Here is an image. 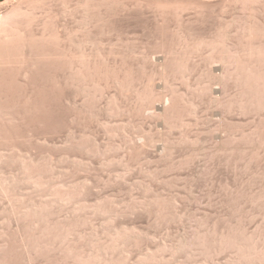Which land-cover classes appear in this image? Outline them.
<instances>
[{"label": "rangeland", "instance_id": "374dc122", "mask_svg": "<svg viewBox=\"0 0 264 264\" xmlns=\"http://www.w3.org/2000/svg\"><path fill=\"white\" fill-rule=\"evenodd\" d=\"M6 1L7 0H0V4ZM128 1L130 2L131 0H125V4L129 5L128 8L126 5V11H128L129 13L123 11L125 7L123 8L121 6L120 10L123 8L122 11L124 13L120 11L116 15H113V17L115 16L114 18H116V16L119 14L120 16L118 19H123L124 17V19L120 21L117 18L114 20H117L116 23H119L116 25L122 26L124 24L123 26H126V28L115 26L114 20L110 21L111 23L114 22L111 27H118V30L116 33H114L116 31V28L113 27L115 28L113 29L115 30L113 31V33L110 34V32H112L110 31L103 36V39L105 37L104 42L107 41L106 45H111L110 43H108V40L110 41L111 39H109L108 36L106 37V35H109L110 38L111 36L112 38L115 37V39L112 40H115L113 42H116L120 30L126 31L128 29L127 37H129L130 34L131 37L129 38L131 39L130 41L133 40L132 43L128 40L129 38H127L125 34L124 39L127 40L125 41L124 39H122L123 35L120 38V35L117 41L118 43L116 44L120 43L121 45V42L123 41L122 44H124L123 46H125V44H128L125 43L127 41L132 45L133 42H139L140 47V45L144 44V42L149 41V30L152 29L153 33H157L159 29L158 25H160L161 21H163L164 19L166 20L170 17L169 15H166L167 13H163L166 15H163V19V17H161V11H159V9L157 10L158 7H155L156 5H153V0L151 1V5L153 6L150 5V0H148L149 2H147L148 6L150 7L147 8L148 11L146 10V7H148L146 5V0H144V4L139 3L138 5H135L134 2L138 3L141 2V0H132V5L131 2L129 3ZM190 1L191 0H187V2ZM141 5L143 6V8L146 6L145 9H141H143L147 14L144 13V15H142L143 11H139ZM55 7L57 8V6ZM131 8L132 10L129 11V9ZM133 9H135L136 11ZM156 10L159 12L156 13ZM187 10L188 9H186L187 13L185 12V10L182 11V15L183 13L185 15L184 17L181 15L184 18V21L182 22L183 27L185 25L184 22H186V19L188 20L191 17H193L191 19H194L195 12L192 11V9L190 12ZM236 12L237 11L230 12V14L228 13V16L231 15L233 17V14H235ZM189 13L191 17H188ZM127 14H130V17H127ZM157 14L161 15L158 17ZM136 15H138V17ZM225 15H227V13ZM133 16H135L134 19H132ZM147 16L150 18H148ZM70 17L73 20L72 17L75 16H69L68 18ZM229 17L226 16L225 18L230 19ZM61 18L62 20L64 19L65 22L69 21L68 18V20H66V18H63L62 16ZM127 18H130V20H132V23L130 22L131 24L129 23ZM159 18L161 21L159 20ZM143 19H147V21ZM156 19L159 20L160 23ZM72 20L71 25H73L74 21L77 22L76 18L73 21ZM171 21H173L172 18ZM175 21L177 23H173L174 21L171 23L166 21L167 23H169V26L172 30L175 24H179L177 19ZM121 22L125 23L122 24ZM133 22H135V24ZM145 22L149 23L150 25L148 26L147 23L145 24ZM166 22L164 23V25L166 24L167 26ZM76 25L77 23L73 26ZM161 25L160 30L162 29ZM147 26L148 28L150 27L149 30L148 28H146ZM166 26L164 27L166 28ZM180 26L181 24L177 26V28L179 29ZM175 27L173 30L174 35L176 32ZM182 28L179 29V32L177 29V32L179 34L181 33V30H183ZM172 30L170 35V31L168 32L166 30L168 32V34H166L167 36L164 34V31H158L163 34L161 36L160 33H157L161 37V40L158 39V43H160L159 40L162 41L160 46L159 44L158 46L155 45L157 42H154V39L156 41V38H154L153 40L150 39V41L152 40V42H154L151 43L152 45L154 44V46L150 45V43L147 42L149 45L147 49H144V51L139 49V47L135 44V46H137L135 47V49L138 48L137 50L139 52V54H137L141 55L140 57H138L137 55V57L144 60L145 58L146 60L147 58L150 59L149 57H146L148 56L146 54V51L151 52L154 48L156 49L155 46H157V49L159 48L160 51H153V58L157 60L160 57L158 55H161L163 52H165V48H167L163 47V44L168 41H165L166 38L171 39L173 37ZM115 34H117V36H115ZM179 34H176L177 37L174 36V39L172 38V40H174L172 41V43L174 42L177 45L179 44V42L177 43L176 41H180L181 38L182 40L184 39V34L181 33L183 37L180 35L181 37L178 38ZM153 36L160 38L157 35ZM106 38L108 40H106ZM162 38L165 40H162ZM119 40H121V42H119ZM182 40L180 41V43L183 42ZM141 42L142 44H140ZM147 43L144 45L145 47ZM161 45L162 50L160 49ZM171 45L174 47H172ZM179 45L180 46H177L181 48L182 45ZM164 46H168V48L169 46L172 48L176 47L175 49L180 50V48H177L175 44L170 43L168 45L166 43L164 44ZM168 50L170 49H167V54ZM141 51H143L142 54L140 53ZM155 52L158 54L156 55ZM167 54L163 53L162 55L165 56ZM135 56L133 57L135 58ZM157 56L158 58H156ZM111 57L109 64L112 61V58L115 59V65L120 62L118 61L120 60V55L118 56L117 61V58ZM124 57L127 56L125 55ZM130 57L132 58L131 60L136 62V60L132 56ZM122 59H124L123 55L121 58V62L125 63V60H129L124 59L123 61ZM144 60H139V63L136 62L138 70L135 69V65L131 66L129 64L131 68L133 67L137 72H134V70L131 71V73L129 72V70L127 72L129 66H127V63L129 61L126 63L127 69L125 68V64V67L123 66L127 72L124 74H128V78L129 75L132 74V72H134L132 75L135 74L133 78L136 77L135 79L137 81L140 77L139 82H136V80L132 78L135 81L134 83L132 82V86H134V84L135 86L138 85L137 91L139 87L147 84L146 81L148 80V77L145 75L146 73L144 74V72H142L143 69L141 68L143 67H139L147 64V62H145L146 60ZM159 60L161 59L159 58L158 62ZM163 60L164 58H162V61ZM142 61H144L145 64H143ZM169 61L170 60L166 61V63ZM197 61H199V65L200 63H203L201 59ZM135 62L129 63L134 64ZM111 64L110 66H115L113 64V61ZM118 65L113 68L115 69L116 67H118L119 69H121V67H119ZM122 65L123 63L121 64V66ZM47 66H50L52 69L50 67L48 69ZM47 66H43V74L39 72L38 75L35 71V73H31L30 75L33 77L36 76V78L34 79L30 76V78L28 79V81L30 80L29 82L25 79V77L23 79V76L21 77V75H19L20 72L18 74L17 69L6 71L7 73L4 71L3 74L2 72H0L1 78L4 77L2 79L4 83L0 78V264H264L263 103L256 102L257 100L255 98V101H249L253 102L254 104L252 108H250L251 104H249V102H245L247 104L246 106L243 101L238 99V104L235 105V108H238L234 109L232 114L227 116V114H230L231 111L229 112V110L225 106L226 110H228L227 112H229L226 114L224 112L225 108H223L222 106L227 104L226 102L228 101V99L223 98L226 100L224 101L226 104H219L220 106L218 105V103L216 104V102L212 104V101L214 102V100L210 101L211 98H209L211 97V92H209V90L207 91L209 87L214 86L215 90H218L219 88H221V86L219 84L218 85L220 87L217 84L211 85L213 83L209 84V81L207 82L208 84H205V82L207 81L205 79H203L201 83V73H203L202 71H204L205 69L204 66V69L199 70V72L197 71L198 69L195 70V68L193 69V71L190 70L191 72H188L190 75H187L185 83H192L195 81L199 82L198 77L201 76L200 83L202 86L204 84L206 86L204 85L205 89L203 87L202 89L204 90L202 91V86L200 85V83L198 85V83L195 82L194 84H189L194 85L190 89V87H186L187 84L185 85L183 81L184 78H181L183 80L180 79L185 85V87L183 85V87L181 86L182 90H178L181 88L177 89L178 92L182 91L183 96L180 97L182 98V101L179 98L181 94L177 95L179 99H177L176 103H178L179 100L180 104L178 103L179 105H176L177 108L174 105V108H176V110H172L175 117H173V114L168 113V115L172 116V119L169 118L170 121L174 119L175 124L181 123L182 126H180L179 124L178 126L174 127L175 131L172 130L174 131V136L171 135L172 132L169 135V139H167L168 137L166 136L167 138L165 139H167V142L173 139L172 144L171 142H169V145H171V147L168 145L165 139L155 135L157 131L156 126L157 124H161L164 121L163 119H158L159 117H157L160 122L161 120L163 121L161 123H157L156 121L155 126V123L153 122L157 120L155 119L156 116L152 118L153 115H150L151 119H154V121L152 120V123L154 125H151V119L149 121V117H144L147 116L148 113H142L141 110V114H145L143 117L147 119L145 121V119L141 118V120H143V123H147V126L144 127L145 125L142 124L141 121L140 124H142L143 127L141 126V128H139L138 126L140 124H138V121L140 120L137 121L138 123L136 121L135 123L132 122L136 127H138V129H142V131L144 132L147 131L146 133H148V131L150 133L151 129L156 127L155 131L154 129H152L151 131V133L153 131L155 132L154 141L152 140V138H154L153 134V137L150 134L148 135L151 137V140L150 138L149 141L148 138L146 140L147 144H150V141L154 142V145L152 143V147L156 146L155 150H153V147V151L151 150L152 152L150 153L148 149H151V144L149 147L147 146V144L143 145V147L146 146L144 147L145 150L146 148H148L146 151L150 153H148L149 156L151 155L150 161V157H146V155L148 154L146 153L145 155L146 151L143 150V154V151H141L140 148L142 147L141 145L145 139L143 140V138H141L143 142L140 141L141 139H138V143L139 141L142 142L139 143L140 145H138L137 143V148L140 149V152L138 151L139 149H137L133 144V142L135 141L134 137H136L137 134L135 128L132 130L136 134L131 132L133 136L135 135L134 137L132 135H129V131L127 133L125 131H122V133L128 134L129 137L128 139L124 140V134L121 133L120 135H117H122L121 139L119 140L118 138H115L116 136L112 137V135L109 134V132L106 130L107 128L105 127V125L102 123L108 117L106 115V109H108L106 108V105L109 106V101L107 102V100L112 98L113 94L115 95L117 93L114 91L115 88L114 90H112L110 86L109 88H111L112 91L108 88L109 92L106 91L105 93L106 98L105 96L104 98H102L101 93L96 94L97 99L101 95L100 97L102 99L99 98L98 100L96 99V97H93L94 100H91L92 97L88 99L90 96L86 98V96L82 95H77L76 97L74 96L71 98L68 94V85H65L66 81L64 82V80L66 79L63 80L64 84H62V78H58L59 74L61 73L60 71V73L56 72L59 73L57 74V82L56 79H54V77L56 76L55 71H57V68L60 67L48 64ZM110 66L109 70L111 71L112 67L110 68ZM201 68L199 67V69ZM119 69H116L115 71H119ZM194 70L195 72H198L194 74L195 79L192 78ZM44 71L46 72V75H44ZM50 73L54 74L53 78ZM141 73H143L144 75H142ZM111 74L115 75L114 73ZM116 74L118 75L117 72ZM37 75L38 77L41 76L42 78H46L47 76V78H44V80L39 78L40 80L46 82V84H44L43 81L38 80ZM113 75H108V77H116ZM119 75L122 74L119 73ZM119 75L117 77H119ZM5 76L7 79L5 78ZM143 76L147 80L144 79L145 83L143 81L142 85H139V83L141 84L142 82V80L140 81V79L144 78ZM154 76L157 78V75ZM159 78H157L158 80L155 79L157 88H159V84H162V81ZM107 79L109 80V78ZM107 79L104 80L105 83L107 82ZM189 79H193V81H190ZM19 80L22 81H20L19 83ZM52 80H55L56 83H59L58 86L56 84H53L55 82ZM111 80L110 83L112 82ZM176 80L178 79H175L174 83H176L177 85ZM180 80H178V83L180 82ZM16 81H18V84H14V82ZM128 81L126 84L131 83V81L130 83H128ZM31 83L34 86H38V84H40L38 86L39 89H37L38 87L36 86V88L33 87ZM182 83L180 82L179 84L181 85ZM179 84L177 85L178 87L180 86ZM54 85H56V88H53ZM195 85H197V87L199 86L198 90L201 89L200 91H197L200 92L198 93V95L195 94V92H192L193 90H197V87ZM215 85L218 86L217 89ZM42 86L45 88H43ZM142 89L144 91L145 87H142ZM134 90L136 91V89ZM134 90L133 93L135 92ZM239 90H236V87L228 90L227 92L230 91L231 94L233 93V95L227 93L229 99L232 96L234 97V99L239 97L237 92ZM137 91L135 93H137ZM206 91L209 92V94H205ZM110 92L111 95H109ZM186 92H189V96ZM240 92L242 93V91ZM140 93H142V91ZM217 94L220 93L217 92L216 95ZM225 94H222V96H226ZM185 95L188 96L190 102L193 100L196 106L192 105V102L189 106L187 105L188 103L186 101V103L184 104ZM207 95L209 97H207ZM91 96H93V94ZM130 96L131 97H128V99H132H129V103L127 102L128 100L124 98L125 100H127V105H125V100L122 102L124 103L122 105H125L124 107H127L125 109H123L124 107L120 108L121 111H126L125 115L130 112V110L133 111V109H136L135 106L138 105L141 100L140 97H138L139 95H136L137 98H139V102L137 98V101L133 99L136 96L133 97L131 94ZM186 96L185 99L187 98ZM28 97H30V100L28 99ZM125 97L127 98V96ZM188 98L186 100L189 102ZM141 103V105L139 104L137 106L138 111L139 109H141L140 107L145 104L142 101ZM242 104H244L245 106L243 107L244 109H242L241 107ZM181 105H187V109L185 106V108H182L183 106ZM248 105L251 110L249 108H246L248 107ZM158 106H160V103L158 104ZM217 106H219V109ZM196 107L198 108L199 112L197 111ZM220 107L224 110H222ZM194 109L195 111H197V114L195 113V111H193ZM217 110H219L218 112L223 111L225 113H222L221 116L224 114L225 118L226 116L229 118V120H226L224 116L222 117L223 123L222 126H219L220 129L224 128V131L222 130L223 133L220 132L221 130L219 128L216 129L217 127H215L218 125L216 124L217 122H215L217 121L215 118H220V115L215 114L218 113L215 112ZM134 111L132 112V115L135 113ZM193 112L196 115L193 114ZM123 113L122 115L124 116ZM130 113L124 116V122L126 120V122H129V120L132 121L131 117L133 116L135 117H133V120H135L140 114V112H137V115L134 114L133 116H130ZM141 114L140 116H142ZM211 118L212 120L210 121ZM100 119L103 120L101 121ZM119 123H121V121ZM136 123L138 125H136ZM100 124H102V126ZM115 124L117 123L115 122ZM162 126L163 125H160L159 127ZM182 129H184V131ZM217 130L220 138L225 141V143L227 142L230 144V146L232 145V147H235L233 149L232 147L230 148L228 144L225 145L226 147L228 146L230 150H232L231 152L229 151V148L227 147V149L224 145H222L224 146L222 149L226 148L224 149V151L227 150L229 152L225 151V153L224 151L219 149V147L217 148L219 150L216 151L218 142H220ZM180 132L181 134L183 133V135L185 132L184 137L186 136L187 140L180 134ZM215 132L217 135L214 134L213 137V133ZM107 135L111 136L110 138H113L112 140H114V138L116 141L118 140V145L116 144V141H114V143L113 141H110L111 144L113 143L112 145H117V147L121 145V149L117 148L118 150L116 151L118 152L120 150V153L118 152V154L115 153L114 155V146L112 147L110 144L111 148L109 149H111L112 151H110L109 153H113L112 156L116 157V155H118L117 158L119 156H122L119 158L123 159L125 153H123L122 155V152H124L123 149L125 150L127 148L126 144L128 143H125L124 145V143L122 142L130 141L131 145H129L131 146V149H126V153H128L126 155L127 158L128 156H130L131 158V156L133 155L134 158H132L136 161H134L135 164L139 163V160H143V163L141 162L139 165L134 166L135 164L133 163L132 159V162L130 163V159H128V162L124 158L125 160H123L126 161V164L124 165L122 163L120 166H124H122L121 168L120 166H118V163L115 162L118 161V159L114 157L115 159L111 160L113 158L111 156V163L115 160L114 165L116 164L115 166H117L116 168H118V171H114L115 173L116 171L119 172L120 168V171L124 169L123 172L125 173V166H127V169H129V164H131V167H133L130 168L132 170L129 169L131 173H128L129 171L127 170L128 172H126L128 174L125 173L124 176H121L123 172L120 176L118 173L117 176V174L115 173H110L111 171L108 172L110 170V167L106 166H109L111 164L109 163L110 160L109 158H107V163H104L106 161H103V158L105 156L104 154L108 150L106 147L109 146L107 140L109 136ZM215 135L217 136L216 138L219 139L218 141L215 138ZM170 136H172L173 138L170 139ZM90 138H94L97 142H94V139ZM156 138L160 139V141L163 139V142H157L158 139L156 140ZM88 139L90 140L88 141ZM122 139L123 141L121 142ZM174 139L176 145L179 143V141L184 140L180 142V145H177L180 146V148L182 144L184 149L186 143L185 145H183V142H185V140L186 142L188 141L187 145L193 147H189L187 149L186 145V150L182 149L179 151H175L176 149L180 148L176 147ZM213 139H216V143H214ZM99 141L102 143H100ZM223 141H221V144H223ZM93 142L95 143V145L93 144ZM98 142L100 143L99 145ZM155 142L157 143V145L155 144ZM164 143H167L166 145H168L169 147L168 150L166 149L167 151L165 150L167 155L170 148L171 149L169 152H171V150L174 151V154L172 151L173 156H171L170 153V156L173 157L171 159L172 161H170V156H168L169 159L167 156V158L165 157V155L163 156V154L165 153L164 151H162L164 152L162 153L161 150H158L165 149L163 148V146L161 147V145H164ZM213 143L215 145L217 144L215 148L213 147L215 146ZM103 144L104 146L105 144L107 146L104 147ZM173 144L175 145V149H172V147L174 148ZM221 144L219 143L220 148ZM123 146H125L126 148H123ZM210 147H213L214 149H211ZM96 148L98 151L95 150ZM99 148H104L106 150L103 151L104 149H100L101 152H104V154L101 153L102 157L101 155H99ZM94 150L95 154L93 152ZM215 152L220 153L215 154ZM109 153H107L106 157H109ZM140 153L141 156H145L143 157V159L142 157L139 158L140 156L136 157L138 156V154L140 155ZM161 153L162 156H160ZM89 156L92 160H90ZM136 158H138V161ZM144 158L145 160L148 158V160L146 161H150L151 164H146ZM80 160H83V162H80ZM164 160L167 161L166 165L163 164ZM168 161L171 163L174 161V163H172L171 165V163H168ZM159 163L164 166H167L169 164L170 166H168V168L164 166L160 168L161 166H158L160 165ZM80 164L81 167H79ZM155 165H157L156 167L159 168L158 170H156L157 168L155 169ZM111 166V170H113V164ZM148 166H152V174L150 173V171L149 174L147 173L148 169L146 170L145 168H149ZM81 168L84 170H82ZM134 169L135 171H133ZM141 169H144V171L146 170L145 172L147 174L145 173V175L144 171L142 172ZM168 169L169 171H167ZM157 171H159V179H157L158 176H152L153 174L156 176ZM132 172L135 173L132 174ZM160 172L162 173L160 174ZM146 176L148 177V179H146ZM155 179H157V181ZM87 180H89L90 182ZM92 184H97L99 186L97 187L95 185L96 187H94V185ZM109 184L110 188L107 187L109 186ZM150 185L154 188H150ZM146 187L149 188H147L148 191ZM159 207L160 209H158ZM162 212L163 214H158ZM232 245H234V248L231 247ZM202 252L204 253V255ZM190 254L195 255H193L194 257L191 255L193 257L191 258L189 257Z\"/></svg>", "mask_w": 264, "mask_h": 264}, {"label": "bare ground", "instance_id": "6f19581e", "mask_svg": "<svg viewBox=\"0 0 264 264\" xmlns=\"http://www.w3.org/2000/svg\"><path fill=\"white\" fill-rule=\"evenodd\" d=\"M75 1H76V3H75ZM151 1L152 0H150V2L148 0H146V5L148 6L147 2H149L150 5L153 2V5H156L155 7H158L157 10L159 9V11H161V14H162L161 17H163V19H164V16L169 15L172 18V20L174 21V22L171 21L170 17H169L170 19L167 18L166 20L164 19L163 21H161L160 18H159L161 23H160L159 20L156 19L157 21H159L160 25L161 24L164 25V23L166 21L167 22L171 21L173 23H177L175 20L176 19L178 20L179 24L178 25L175 24L176 27L174 25V27L176 29L175 35L173 33L174 32L173 31L174 27L171 26V27H173V30H172L170 28V26H169V23L166 22L167 26H166V24L164 26H166V28H168L170 30L166 29L163 25H161L162 29L160 30V25H158L159 26L158 27L159 28L158 31H161V32L164 31L165 35L168 34L169 31H170L169 32V35H170L171 34V30H172L173 37H172V35H171V37L173 39H174V36L177 37L176 34H179L178 33L180 31L179 29H181L183 27V23L182 22L184 21L183 17L185 15H184V13L182 15V11L185 10V12H186V9H188L187 11L190 12L191 9H192V11L195 12L194 13V19H191L193 17L190 16V13H189L188 17H191V18H189L188 20L185 18L186 22H184L185 25L182 28L183 30H181V33L184 34V37H183V35L181 33L178 35V38L181 37V36L184 38L183 40L181 38V40L183 41L181 43H180L181 40L180 41L179 40L176 41L177 43L179 42V44L182 45L181 48L178 47V46H180L179 44H177L178 45L177 46L176 43H174V42L172 43V41H174V40H172V38L171 39H167L166 38V40L163 39L167 35L162 38V40H165V41L168 40L164 44H166V43L168 45L170 43L171 44H175V46H177V48H180V50L175 49L176 47L172 48V47H174L172 45H171L172 47L169 46V48H168V46H164V44L162 43L164 48L167 47V48H165L166 49L165 52L162 51L163 53L167 54V52H166L167 49H170V50H168V54L165 55V56L162 55L163 54L162 52H161L162 53L161 55H158V56H160L159 58L161 59V60H159V62H158V59H159L158 56L156 57V58H158L157 60H155V58H153V51L154 50L158 51V52L160 51L159 48L157 49L158 44L160 46V44L162 42V41H160L161 40L160 35H158L160 32L157 31V33H158L157 34L154 31L156 33L155 34V33H153L152 29L149 30L150 27L148 28V26L150 24L147 23V22H145V24L147 23V25H148L146 28H148V30H149V38L147 37L149 39V41L144 42V44H142V42H141L140 44H142L143 46L140 45V47H139V42H136V43L133 42V45H134L133 46L131 44L133 40L130 41L131 39L129 38V37H131L130 34H129V37H127L128 36L127 35L128 29L126 31H123V30H120L121 28L119 29L120 33L118 35V38H119L120 35H121L120 38L123 35L122 39H124L125 38L124 35L126 34V37L129 38L128 40L131 43L128 42V41L125 42V43H128V44L130 43L129 44L130 46L128 44H125V46H123L124 45V44H122L123 41L121 42L122 39L119 40V42H121V45H120V43L116 44V43H118L117 42L118 38L116 39L117 40L116 42H113L115 40H112V39H115V37L112 38V36H111V38H110L109 35H106V37L108 36V38L111 39V40L109 41L107 38H106V40H108V43H110L111 45H109V44L106 45L107 41L104 42L105 37L103 39V36L105 34H107L108 32L112 31V32H110V34H111L115 30L116 31L114 33L117 32V30H118L117 28L118 27H115V26H120V27H125L126 28V26H123L124 25L123 23H125V22H123V23L121 22L123 24L122 26L121 25H116V24H119V23H116L117 20H114V19H116V18L118 19L119 16H120L119 14L116 16V18H114L115 16L113 17V15H116L117 13L122 11V9L124 7H125V9H123V11L127 10L129 5L125 4V0H74V1H72V0H19V1L18 0H9L8 1L7 0L6 2H3L2 4H0V72H2V74H3L4 71L6 72V71H11V69H17L18 70V74L20 72L19 75H21V77L23 76V79L25 77V79L28 81V79L31 76L30 74L33 73L34 71L38 75H39V72H41L43 74V72H42L43 71V66H47V64L48 65H52V66H56V67H60V68H57L58 69L57 71H55L56 68L54 69L55 73L59 72V71L61 72V73L59 72L60 74L56 73V76H55L56 78L54 77V79H56V82H57V74H59V76H58V78L60 77L59 79L62 78V81L59 80V81H61L62 84H64L63 80L66 79V80H64V82L66 81L65 85H68L67 86L68 87L67 88L68 89V94H69V97H71V98L74 97V96L76 97L77 95L78 96L82 95V96H86V98H88L90 96L88 99H90L92 97L91 100L92 99L94 100V98L96 97V94H98V93L99 94L101 93L102 98H104L106 91L109 92V89L111 90V88H112V90H114V88H115L114 91L117 92L116 93L117 95L115 94L116 95L115 96L113 94V97L110 98L111 100L110 99L107 100V102L109 101V106L106 105V108H108V109H106L105 107L104 108L106 109V112H107V114L106 113L105 114L108 117L106 119L104 118L105 120L102 123L107 128V129L106 128L105 129L109 132V134H111L112 137L116 136L115 138H118L119 140L121 139L122 135L121 136H117V135H120L122 133V131L123 132L125 131L126 133L129 131L128 133H130L129 135L131 136L132 135L131 132L135 133L132 130V129L135 128L136 129V133H137V134L135 133L136 137H134L135 135L134 136L132 135V136L135 138L134 140L136 142L135 141L134 142L132 141V142H133V144H134V146L136 148L138 147L137 146L138 139H141V138H143V140L145 139L144 142H143L142 139L140 140L143 143L139 141V143H142V145H141L142 147H143V145L147 144L146 143L147 138H148V141H149V138L151 140V137L148 136V135L150 134L152 136V134H153V136H154V133H155L154 131L156 130L155 129L156 127H157V131H156L155 135H157V136H159L160 138H163V139H165L167 137H168L167 139H169V135H170L171 132H172L171 135L174 136V133H173L175 131L174 127L178 126L179 124H180V126H182L181 123H179V124L176 123L175 124L174 119L170 121V119H172V116L168 115V113L169 114H173L174 112H172V110L173 109L176 110L177 106L180 104L179 100H178L179 104L176 103V102H177V99H179L183 95H182V91L178 92L177 89L181 88V89H178V90H182V87L183 86L185 87L186 84H187L186 87L188 86V87H190V89H191L192 86H194V85H189L191 82L185 83L187 75H190L188 72L190 70L193 71L194 68H195V70L198 69L197 71L199 72V70H202L205 67L204 71H202L203 73H201L202 74L201 83H202L203 79H205V80H207L205 82V84L209 81V84L213 83L211 85H214V84L218 85L219 84L221 86V88H219L220 90L219 89L215 90L214 86L213 87H209L210 89L208 87H206V88H208L207 91L209 90V92H211V95H210L211 97H209L208 95H207V97L211 98L210 101L214 100V102L212 101V104L215 103V102H216V104L218 103V105L219 104L221 105L222 103H224V104L227 103L226 105L222 104L223 105L222 107L225 108V106H226V108L229 110V112L231 111L230 114H227L229 112H227L228 110H226V108L224 110L223 108L220 107L222 110H224V112L227 114V116L231 115L233 110L238 108V107L235 108V105L238 104V99H240L241 101H243L244 104H246L245 103L246 101L247 102L255 101V98H256V100H257L256 102L264 104V0H191L190 2H187V0H159V1L158 0L154 1L153 0L152 2ZM71 2H74L75 4L71 3ZM139 3L144 4L145 2H144V0H141V2H138V3L134 2L135 5L136 4L138 5ZM126 5H127V8H126ZM131 5H132V2H131ZM153 5H151V6H153ZM55 6H57V8L59 6V8L57 9ZM121 6L123 8L120 10ZM145 7L143 8V6L141 5V7L139 9V11L140 10L143 11L142 15H144V13H146L143 10V9H145ZM134 8H135V6H134ZM141 8H143V9H141ZM147 8H150V7L149 6L146 7V10H147ZM118 9H119V11H118ZM153 9H155V8H153ZM130 10H132V8L129 9V11ZM133 10H135V9H133ZM157 10H156V13L159 12ZM150 11H151V9H150ZM234 11H237V12L235 14H233V17L231 15H229V16L232 17V19H231V17L228 16V13L230 14V12H234ZM127 12L128 11H126V13ZM163 13H165V14L167 13V14L165 15ZM226 13H227V15H225ZM146 14H145V16H146ZM122 15H125V14H122ZM160 15H158V17ZM61 16L63 18H66V20L69 19V21L65 22L64 19L62 20ZM69 16H75V17H72V18H73V20L76 18L77 22L74 21V23H73V25L77 23L76 26L71 25L72 24V22H71L72 19H71V17L68 18ZM128 16L130 17V14L129 15L127 14V17ZM136 16L138 17V15H136ZM155 16H154V18H155ZM224 16L225 17L227 16L230 19L225 18ZM112 17H113V19H112ZM121 18H122V16H121ZM134 18H135V16H133L132 19H134ZM148 18H150V17H148ZM181 18H183V19H181ZM123 19H124V17H123ZM123 19H118V20L120 21V20H123ZM113 20L115 22V23L113 22L115 24V26H113V27H115L116 29L111 27L113 25V23H111L110 21H113ZM143 20L147 21V19H143ZM125 21H126V18H125ZM128 21L130 23L132 20H130V18H129ZM69 22H71V23H69ZM133 23L135 24V22H133ZM180 24H181V26H180L181 28L179 27V29H178L177 26H179ZM113 29H115V30H113ZM177 29H178V32H177ZM122 31H123V33H122ZM129 31H131V30H129ZM152 34L153 35H157L160 38H157L156 36L154 37ZM160 34H161V36L163 35L162 33H160ZM115 36H117V34H115ZM154 38H156V41H155ZM134 39H136V38H134ZM150 39H152V40L154 39V42H157L155 44V45H157V46H155L157 50L155 48L152 50V47H151L152 51L151 50L150 51L152 53L146 51V54L148 55L146 57H149L150 59L147 58V60H146V58L144 56V58L146 60L145 61L142 58H138L141 55H138L139 54V52L137 50L138 48L135 49V47L138 46L139 49L144 51L145 48L146 49L148 48V45H149L148 43H150V45H152L151 43H154V42H152V40L150 41ZM158 39H160L159 40L160 43H158ZM124 40L126 41L127 39H124ZM169 40H171V41H169ZM168 42H170V43H168ZM146 43H147V45L145 47L144 45ZM135 44L137 46H135ZM152 46H154V44ZM141 47H143V48H141ZM160 49L162 50V45H161ZM143 51H141L140 53L142 54ZM135 54H136V56H135ZM157 54L158 53H156V55ZM111 55H112V57H114L116 55H118V56L120 55V57H119L120 60H118V56H116L114 58H117L116 61L117 60L120 61L116 65L120 64L118 66L121 67L122 70L119 69L118 67H116L115 69L113 68V67L116 66L114 64L116 62L114 61L115 59H113L111 57ZM122 55H123L124 59H129V60L132 59L130 56H132V57L135 56V58L134 57L133 58L136 60L137 63H139V60L140 61L144 60L149 65L148 66L147 64H145L144 61H142L143 64H145V65L139 66L140 68L143 67V68H141V69H143L142 72H144V74L146 73L145 75L148 77L147 78L148 80L144 76H143L144 78L141 77L142 79H140V81L142 80V82H141V84L139 83V85H142L144 79L147 80L146 81L147 84L142 85V87H145L144 91H143L142 87H139V89L140 88L141 89L140 90L138 89V91H137V86L138 85L135 86V84H134V86H132L133 83L135 82L134 80H136L135 79L136 77L133 78V76L135 74L134 75H132V74L134 72H137V71H135L133 67L131 68V66H134V65L136 66V62L133 61V60H131V61L128 60V61L132 62V63L135 62L134 64L129 63L127 60H125L126 61L125 63L121 62ZM125 55L127 57H124ZM137 55H138V57H137ZM110 57L112 58L113 64L115 66H110V64L112 63V61H111L110 64H109V61L111 60ZM161 57L164 58L163 61H162ZM196 57L197 58L199 57V58L197 59ZM195 58H196V60H195ZM124 59H122V60L124 61ZM200 59H201V61L203 63L202 64L200 63V65H199L198 64L199 61H197V60H200ZM168 60H170L171 62L169 61V62L166 63V61H168ZM196 61H197V63H196ZM122 63H123V65L121 66ZM126 63H127V66L129 64L131 65V66L129 65L130 67L128 66V69H127ZM195 63H196V65H195ZM124 64H125L126 67L124 66ZM201 65H203L204 67L201 66ZM109 66H110V68L112 67L111 71L109 70ZM123 66L127 69V72L129 70V72L131 73V71L134 70V72H132V74L129 75V78L132 75L131 78H130L131 80L128 78V74L127 75L124 74V73H127V72H126V70H125V68ZM198 66L200 68L201 67H203V68L199 69ZM49 67L50 66H47L48 69H49ZM116 69H119V71H115ZM135 69L138 70L137 66H136ZM17 70H14V71H17ZM123 70H125V71H123ZM195 70H194V73H193V76H192L193 79H195L194 78V74L198 73L197 71L195 72ZM109 71H110V73H109ZM112 71H114V72H112ZM120 71L123 72V73H121ZM116 72L118 73V75H119V73L122 74V75H119V77H117L118 75L116 74ZM6 73H5V75H6ZM111 73H114L115 75H113ZM141 74L144 75L143 73H141ZM9 75H10V73H9ZM38 75H37V79L38 80H40L39 78L44 80L45 77L43 75L42 76L44 78H42L41 76L38 77ZM44 75H46V72H45ZM51 75H52V78H53L54 74H51ZM61 75H62V77H61ZM108 75L116 76V77H113L114 81H113V78L110 77V76L108 77ZM125 75H126V77H125ZM154 75H157V78L160 77L159 79H161L162 84H159L158 86H159V88L161 87L160 89H162V90H160L159 88L156 87L157 85H156V80L155 79H157V78ZM120 76H122V77H120ZM31 77L34 78V79L36 78V76L35 77L31 76ZM154 77H155V79H154ZM200 77L201 76L198 77V79H199L198 81L199 82L195 81V82L198 83V85L200 83ZM0 78H1V76H0ZM3 78H1V80ZM5 78H6V76H5ZM46 78H47V76H46ZM107 78H109V80ZM139 78H138V81L136 80V82H139ZM181 78H184V80L181 79ZM189 78H191V77H189ZM19 79H21V78H19ZM106 79H107V82L105 83L104 80H106ZM175 79L183 80L185 85L182 83L181 80H180V82L182 83L181 85L179 84L180 82L178 83V80H176L177 81V85L178 84L180 85L178 87L176 85V83H174ZM193 79H191V80L193 81ZM1 80H0V84H1ZM43 80H40V81H43ZM50 80H48V81H50ZM110 80L112 81L111 83H110ZM20 81H22V80H19V83H20ZM52 81L55 82V80H52ZM124 81H126V82H124ZM127 81H128V83H130V81H131V83L132 82L133 83L132 84L131 83L130 84H126ZM187 81H188V78H187ZM2 82H3V80H2ZM17 82L18 81L14 82V84L17 83ZM56 82L53 83V84H56L58 86L59 83H56ZM195 82H192V83L194 84ZM40 83H42V82H40ZM144 83H145V81H144ZM201 83H200V85H201ZM35 84H36V82H35ZM44 84H46V82H44ZM39 85L40 84H38V86ZM41 85H43V84H41ZM56 85H54L53 88ZM204 85L203 86L201 85L202 87L200 86L201 89L203 87L205 89L206 85L205 86ZM35 86L33 85V87H35ZM38 86H36V87H38ZM110 86H111V88H109ZM195 86L197 87V85H195ZM218 86L215 85L216 89L218 88ZM233 87H236V90L241 89V90L237 91L238 92V96H239L237 98L235 97L237 100L234 99L233 96L232 97L230 96L232 99L231 98L229 99V97L227 96V93H230V91L229 92H227V91L231 90V88H233ZM43 88H45V87H43ZM198 88H199V86L197 87V90H195V91L193 90L192 92L193 93L195 92V94L198 95V93H200V92H197V91L201 90V89L198 90ZM37 89H39V87ZM40 89H42V88H40ZM134 89H136L137 93H140L141 91H142V93L137 94V93H135L136 91ZM204 89H202V91ZM133 90L135 91L134 93H133ZM207 91H206L205 94H207V93L209 94V92H207ZM240 91H242V93ZM94 92H95V96H94ZM177 92H178V94H177ZM217 92H219L220 94L216 95ZM92 94H93V96H91ZM130 94L133 97H135L136 95H139L138 97H140V99H141L140 102H139V98H137V96L135 98H133L135 100L137 98V100L139 102L138 105L141 103V101L143 103H145V104H143L142 107L139 106L141 108V109H139V111L137 109L138 105H136L135 106L136 109H133V111L135 110L134 114L137 115V112H140V114H141V110H142V113H148V115L144 116L145 114H143V115L141 114L142 116H140V114L138 113L139 115L136 118L137 120L136 119L133 120V117H134L133 115L134 114L132 115L133 111L130 110L131 113L130 112H128V113H130L129 114L130 116L131 115L133 116V117H131L132 121L128 119L129 122H126L127 121L126 120L125 121L126 123H125L124 122V120H125L124 116H126L128 113L125 115L126 111L122 110L124 112L123 113L120 108H123L125 105H127L126 103L127 102L129 103V99H132V98L128 99V97H131ZM187 94L189 96V92ZM222 94L223 95L225 94L227 97L226 96H222ZM239 94H241V95H239ZM109 95H111V92L109 93ZM177 95H180L179 98L177 97ZM197 95H195V96H197ZM231 95H233V93ZM100 96H99V98H101ZM108 96H107V99H108ZM125 96H127V98ZM185 96H184V104L187 102L188 103L187 105L189 106V105H191L190 103L192 102V105H195V102H193V100L190 102V99L188 98V96H186L189 99V102H188L186 100L187 98L185 99ZM29 98L30 97H28V99ZM105 98H106V96H105ZM124 98L127 99L128 101L125 100ZM223 98L228 99V101L225 103L224 101H226V100L223 99ZM84 99H85V97H84ZM96 99H97V97H96ZM180 99L182 101V98H180ZM120 101H121V103H120ZM123 101L125 102V105H122V104H124V103H122ZM157 103L158 104L160 103V106H158ZM258 103H256V104H258ZM244 104H242V106H241L242 109H244L243 107H245ZM249 104H251L250 108H252V106L254 105L253 102H249ZM174 105L175 106L177 105L176 108H174ZM187 105H184L186 107V109H187ZM181 106H183V105H181ZM184 106L182 108H185ZM219 106H217L218 109H219ZM246 106H247V104H246ZM126 107H124L123 109H125ZM246 108H249V105ZM249 109H248V111H249ZM193 111H195V109ZM197 111H198V108H197ZM197 111H195L196 114H197ZM218 111L219 110H217L215 112H218ZM243 111H245V110H243ZM246 111H247V109H246ZM224 112L222 111V112L215 113L216 115H220V118H219L220 121L217 118H215L217 121L214 120L215 122H217L216 124H218L217 126H215V127H217L216 129H218V128L220 129L219 125L222 126V123H223L222 117L225 114ZM122 113L124 114V116L122 115ZM195 113L193 112V114H195ZM222 113H224V114L221 116ZM119 115H120V118L122 120L119 118ZM150 115H153L152 118L156 116L155 119H157V117H159L158 119H160V118L163 119L164 121L161 120V122L163 121L162 122L163 124L158 119L155 120V121H154V119H151ZM143 116L146 117V118L149 117L148 118L149 121L151 119V123H150L151 125L153 123H155V126H156V121H157V123L159 122L161 124H157L156 127L153 126L154 128H152V129H154V131L152 133H151L152 129H151L150 133H149V131H148V133H146L147 132L146 128H145L146 132L142 131V129H138V127L139 128H141V126L143 127L142 124L145 125L144 127L147 126L146 125L147 123H143V120H141V118L145 119ZM227 116H226V118L224 116V118L226 120H229V118ZM173 117H175V115ZM210 117H211V115H210ZM117 118H119V119H117ZM224 118H223V120H224ZM138 120H140V121H138ZM146 120L147 119H145V121ZM211 120H212V118L210 119V121ZM120 121H121V123H119ZM135 121L136 122L138 121L139 122V123L137 122L138 124H140V122L142 121L141 122L142 124H140L138 127H136L135 124H134ZM172 121H174V122H172ZM115 122L117 124H115ZM132 122H134V123H132ZM137 123H136V125H138ZM100 125L102 126V124H100ZM160 125H163V126L159 127ZM129 129H131V130H129ZM223 129L224 128H221L220 129L221 131L220 130L219 131L222 132ZM172 130H174V131H172ZM182 130L184 131V129H182ZM107 131H105V132H107ZM183 131H181V132H183ZM213 131H214V129H213ZM181 132H180V134H181ZM126 133L125 134L122 133L125 136V137L123 136V138H125L124 140L128 139V137H129V135L126 134ZM175 133H177V132H175ZM214 134H216V132L213 133V137H214ZM217 134H218V130H217ZM181 135L184 137L185 132H184V135H183V133ZM216 135H215V138L217 137ZM107 136H109V135H107ZM172 136H170L171 137L170 139L173 138ZM110 137L111 136H109V138L107 139L109 146L111 144L110 141L111 142L113 141V143H114V141H116L115 138H114V140H112L113 138H110ZM218 137L220 139L219 140V139L216 138L217 141L218 140L220 141V142H218V146H217V144L216 145L214 144V143H216V139H213V141H214L213 144L215 145V146H213L214 148L217 146L216 149L219 147V149L224 151V149H226L228 146L230 148L232 147V145L230 146L229 143H227V142L225 143V141H223L220 138L219 134H218ZM158 138H156V140ZM184 138H186V136ZM222 138H223V135H222ZM90 139H94V138H90ZM90 139H88V141ZM154 139H155V136H154V138H152V140L154 141ZM167 139H165L166 142H167ZM172 140L169 141V142H171V144L173 142ZM186 140H187V138H186ZM186 140H185V142H183L184 143L183 145H185V143H186V145L188 144V141L186 142ZM117 141H116V144H117ZM122 141H123V139L121 140V142ZM153 141H150L151 142L150 143L151 146H150L149 143L147 144V146L148 147L150 146L151 149L146 148V150L148 149L150 153L153 150H155V148H156V146L155 147L153 146L154 149L152 150V148H153L152 147V143L154 145ZM159 141H160V139H158L157 142H159ZM182 141H184V140L179 141L178 144L180 145V142H182ZM221 141H223L222 142L223 144H221ZM94 142H97V141L94 139ZM94 142H93V144L95 145ZM99 142H98V145L100 143H102V142H100V143ZM104 142H105V140H104ZM169 142H167L168 145L170 144ZM174 142H175V139H174ZM106 143H107V141H106ZM118 143H120V142H118ZM122 143H124V145H125V143H128V144H126V147L131 149L130 141L129 142H125L124 141ZM139 143H138V145H140ZM167 143H164V145L163 144L162 145L158 144V145H161V147L163 146V148H165V149H158L159 146H158L157 149L161 150V152L164 151L165 153L164 152H162V153H164L163 156L165 155V157L166 156L167 157L170 156V153H171V156H173L174 151L171 150V152H169L171 148L168 151V155L166 153V151L169 148L168 145H166ZM219 143L221 144V148L219 146ZM112 144H111V146L112 147L114 146V149H115V150H113L114 151V155H115V153L118 154V152L120 150L118 152H116V151L118 149H121V147H120L121 145H119L117 147L118 144L117 145H112ZM155 144L157 145L156 142H155ZM213 144H211V145H213ZM227 144H228V146L226 147L225 145H227ZM175 145H176V142H175ZM175 145H174V148L172 147V149H175ZM177 145H176V147L180 148V146H177ZM186 145L184 147L185 150H186ZM222 145H224L226 148L222 149L224 147ZM103 146H104V144H103ZM105 146H107V145L105 144ZM109 146L106 147L108 150H107V152L105 154H104V152H101L100 149H102V148H99V150H100L99 151L100 152L99 155H101V157H102L101 153H103L105 155V156L103 155L104 156L103 161H106L107 158H109V160H110L111 156L113 155V153L112 154L109 153L110 151H112L111 149H109V148H111V146L110 147ZM169 146L171 147V145H169ZM126 147L123 146V148H126ZM135 147H133V148H135ZM142 147H140L141 151H143V150L146 151L144 149V147H146V146H144L143 148ZM189 147L190 146L187 145V149ZM191 147H193V146H191ZM213 147H210V148L214 149ZM196 148H198V147H196ZM230 148H229V151L231 152L232 150H230ZM232 148L234 149L235 147H232ZM126 149L125 150L123 149L124 152H122V150H121L122 155H123V153H125V156L128 154V153H126L127 152ZM135 149H132V150H135ZM137 149H139V148H137ZM182 149H183V146L181 144V148L180 149H176L175 151H177V150L179 151V150H182ZM219 149H217L216 151H218ZM95 150H97V148ZM95 150L93 151L94 154H95ZM103 151H106V150L104 149ZM138 151L140 152V149ZM144 151H143V154H144ZM172 151H173V154H172ZM225 151H227V150H225ZM229 151H227V152H229ZM133 152H131V153H133ZM149 152L146 151L145 155H146V153L148 154ZM107 153H109V157H106ZM162 153L160 154V156H162ZM216 153H220V152H215V154ZM149 154L146 155V157L149 158L151 156V155L149 156ZM119 155H121V154H119ZM117 156L118 155H116V157L112 156L113 158L111 160L117 158ZM125 156H123V157L127 161H128V159H130V163H131L132 162L131 159L133 160V158H134L133 155L131 156V158H130V156H128V158H127V156L126 157ZM119 157H122V156H119ZM119 157L117 158L118 161H115V160L114 161L118 163V166H120L122 163L125 165L126 164L125 163L126 161H124L125 159L123 158L124 159L123 160L122 158H119ZM136 157H139V158L142 157V159H143V157H145V156H141V153H140V155L138 154V156H136ZM89 158H90V156H89ZM148 158L146 160H148ZM172 158L173 157L170 158V161H172L171 160ZM136 159L138 161V158H136ZM150 159H151V157L149 158V160ZM168 159H169V157H168ZM90 160H92V159L90 158ZM101 160H102V158H101ZM111 160H110L109 163H111ZM144 160H145V158H144ZM81 161L83 162V160H80V162ZM114 161H112V163L109 166H106V167H110L109 168L110 170L108 169L109 170L108 172L111 171L110 173H115L114 172L115 170L118 171V168H116L117 166H115L116 164L114 165V163H115ZM134 161L135 160H133V163L135 164L136 161L135 162ZM150 161L149 162L146 161V164L147 163L151 164ZM141 162L143 163V160H139V163H137L135 165L132 164V165L137 166ZM104 163H107V161L104 162ZM160 163H162V162H160ZM168 163H171V162L168 161ZM172 163H174V161ZM172 163H171V165H172ZM112 164H113V167H114L113 170H111V168H112L111 165ZM144 164H143V168H144ZM163 164L166 165L167 161L164 160ZM124 165H122V166H124ZM157 165H155V169L157 168L156 167ZM164 165L160 164L158 166L159 167L161 166L160 168H162ZM122 166H120V167L122 168ZM168 166H170V165L168 164L167 166H164V167L168 168ZM79 167H81V164H80ZM103 167H105V166H103ZM125 167H126L125 168V173L126 174L131 173L130 170H132V169H130V168H132L133 166L131 167V164L128 165V168L130 170L127 169V166H125ZM148 167L149 168H145L146 170L148 169L147 173L149 174V171H150V173L152 174V172H151V167L152 166L151 167L148 166ZM121 168H120V170H121ZM141 168H142V166H141ZM153 168H154V166H153ZM158 169L159 168H157L156 170H158ZM163 169H165V168H163ZM82 170H84V169H82ZM120 170H119V172L116 171L115 174L118 173L119 176H120L124 169L122 171H120ZM141 170H142V172L144 171V169H141ZM133 171H135V169ZM145 171H144V174L146 173ZM167 171H169V169ZM163 172H164V170H163ZM125 173L123 172V174L121 176H124ZM134 173L135 172H132V174H134ZM161 173L162 172H160V174ZM118 174H117V176H118ZM158 174H159V171H157L156 176L154 174L152 176H154V177L158 176L157 179H159V175ZM96 175H97V173H96ZM147 176H149V175H147ZM125 177H126V175H125ZM154 177H153V179H154ZM146 179H148V177ZM157 179H155V180L157 181ZM87 181H89V180H87ZM145 183H146V180H145ZM92 185H94V187H96V186L98 187L99 186L97 184H92ZM143 185H144V183H143ZM107 187L110 188V184ZM144 187H143V189H144ZM151 187L152 186L150 185V188ZM102 188H103V186H102ZM147 188L148 187H146V189ZM152 188H154V187H152ZM148 189H147V191H148ZM170 201H172V200H170ZM158 209H160V207ZM161 209H163V208H161ZM158 214H163V212L162 213H158ZM231 247L234 248V245H232ZM191 255L193 256L195 254H190L189 257L193 258L194 256L192 257ZM203 255H204V253H203ZM205 257H207V256H205Z\"/></svg>", "mask_w": 264, "mask_h": 264}]
</instances>
